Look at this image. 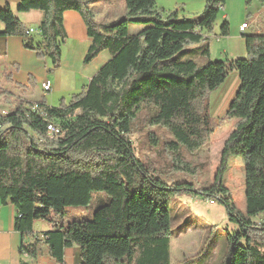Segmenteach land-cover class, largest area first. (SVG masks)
I'll use <instances>...</instances> for the list:
<instances>
[{"label":"trees","instance_id":"1","mask_svg":"<svg viewBox=\"0 0 264 264\" xmlns=\"http://www.w3.org/2000/svg\"><path fill=\"white\" fill-rule=\"evenodd\" d=\"M252 1L264 3L244 0L246 6ZM224 2L205 0L201 14L187 18L158 9L155 0H124L126 16L110 24L94 20L93 0H19L15 11L8 4L0 8V38L18 37L24 50L50 60L49 74L61 64L67 11L81 16L90 39L83 63L109 54L67 103L50 107L40 97L0 113V202L16 209L13 229L22 239L21 255L35 260L44 249L55 264H66L64 251L76 248L79 264H171L170 240L178 234L169 213L172 198L183 193L212 197L229 159L240 158L245 213H238L227 197L217 200L237 226L227 235L220 264H264V243L252 222L264 214V34L242 35L245 58L201 66L195 61L209 59L203 32L211 31ZM30 11L42 13L37 39L15 15ZM132 25L142 29L131 35ZM233 72L239 85L225 118L235 123L212 187L196 191L181 182L169 187L165 179L172 174L196 173L182 152L193 154L210 138L208 96ZM36 86L27 75L23 88ZM138 122L171 138L158 152L170 157H161L159 169L134 155L131 135ZM50 124L59 130L57 139L46 135ZM148 140L158 143L153 133ZM93 196L92 219L57 224L65 208H85ZM43 220L51 227L39 238L33 224Z\"/></svg>","mask_w":264,"mask_h":264},{"label":"rangeland","instance_id":"2","mask_svg":"<svg viewBox=\"0 0 264 264\" xmlns=\"http://www.w3.org/2000/svg\"><path fill=\"white\" fill-rule=\"evenodd\" d=\"M156 6H164L166 12L177 11L180 17L193 18L201 14L205 0H155ZM204 3L202 4V2ZM256 5H245L244 0H226L224 7L220 10L213 23L210 32H203L206 39L201 44L209 47V59H196V63L201 66L208 61L230 60L224 55V51L229 52L230 46L234 48L233 58H245L246 55L238 54L237 42L240 39L239 26L242 22L250 24L256 12ZM94 14V20L101 24L114 23L116 20L126 16L124 0H93L90 6ZM223 16H226L224 19ZM142 27L132 25L129 27L131 35L136 34ZM252 31L246 30V35ZM236 39H235V38ZM35 38L38 35L35 34ZM236 40V41H237ZM234 43V44H233ZM199 45H191L196 48ZM66 47L62 48V55H65ZM104 55H108L105 52ZM105 57V56H104ZM46 70L51 67L50 60H45ZM81 69L84 67L80 66ZM75 68V65L71 66ZM71 69L62 58V68L56 74L47 73V81L50 82V93L43 95L37 86L34 89L23 88L26 78L22 74L8 75L0 72V113H7L18 102L26 104L37 101L41 96L45 97L47 105L57 107L60 98L66 97L73 92V80L70 79ZM234 73V72H233ZM24 78V79H23ZM36 81V80H35ZM238 81V79H237ZM37 84V83H36ZM235 80L232 74L228 76L227 82L222 89L208 96L210 117L213 132L208 141L193 154L182 152V157L195 169L194 175L172 174L165 182L169 187L174 183H191L194 190L204 191L212 187L214 178L220 162L221 150L224 141L234 127V120L225 118L228 108V101L236 92ZM77 94V93H72ZM71 94V95H72ZM150 133L157 136L158 143L152 146L148 140ZM31 136L33 134L30 133ZM35 138V136H33ZM36 139V138H35ZM170 136L161 128L148 127L144 122L134 126V133L131 141L134 147V155L144 163L153 168L159 169L164 161L170 159L166 154L158 155L163 142L170 141ZM161 157L164 158L162 161ZM162 161V162H160ZM212 197L190 194H176L170 204V217L172 229L177 235H173L170 240V260L171 264H220L225 255L227 235L237 232V226L229 221L224 208L217 202L218 199L227 197L234 205L238 213H245L244 200V168L240 158H230L226 171L222 175ZM206 191V190H205ZM208 194V193H207ZM213 201V203H210ZM95 199L93 196L90 204L85 207H67L64 216L57 220L58 225H67L72 220H90L94 212ZM253 228L258 241L264 243V214L252 219ZM51 225L47 221H38L37 229H50ZM75 259L78 261V250H74ZM73 251L68 252L67 261L70 262ZM48 258L39 257L36 264H46Z\"/></svg>","mask_w":264,"mask_h":264},{"label":"crops","instance_id":"3","mask_svg":"<svg viewBox=\"0 0 264 264\" xmlns=\"http://www.w3.org/2000/svg\"><path fill=\"white\" fill-rule=\"evenodd\" d=\"M18 2L19 0H0V8H3L5 4H8L9 7L13 11H15ZM253 2L255 1H252L250 5H252ZM203 3L204 1L202 2V4ZM225 3L226 0L223 4V7ZM155 4H157V1L155 2ZM163 7L164 6H160L157 8L165 10ZM15 15L28 29H34V30H37V27L42 19V13L39 11H30L28 13L15 12ZM225 17L226 16H223L224 19H226ZM242 24H246V23L242 22L240 26ZM63 28L66 34V41L63 47L64 46L66 47L65 48L66 52L64 56L63 55L61 56L60 67L51 74H56L57 72H60L62 68V58H63L66 65H68V67H70L71 69L70 79H72L74 82L72 88L73 92L79 94L81 90L84 87H86L92 76L101 68L102 65H104L109 60V54L104 55L105 54L104 51L100 53L89 64H84L83 60L89 48L90 39L87 37L85 24L81 16L73 11L65 12L63 14ZM249 28H251L252 31L247 35L264 34V3H260L259 7L258 5H256V12L254 14V17L251 19L250 24L248 25L246 30H248ZM246 30L243 33L239 32L240 39L237 40L234 37L237 41L233 40L234 43L237 42V48L239 50L238 54L241 55L240 57H242V55H245L244 40L242 38V35H246L245 34ZM223 53L226 57L231 58L230 60L234 59L233 46H230L229 52L224 51ZM45 60H38L33 52L24 50L22 47V40L18 37H8L5 39L0 38V72H6L8 75H12L14 78L15 75L18 74H22L25 77H27V75H31L36 80L37 88H40L41 83L47 81L46 79L48 77L46 73ZM11 65H17L19 67V70L12 69ZM73 65H75V68L72 69L71 66ZM80 66H83L84 69L83 68L81 69ZM231 74L235 80V88H234L235 91V89L238 88L239 80L237 81L238 76L236 73H231ZM227 79L216 91L212 93H215L220 89H222L226 84ZM73 92L68 93L66 97H61L60 99L64 100L67 103L72 95H76V94H72ZM41 93L45 95L42 91ZM48 93H50V91ZM235 93L236 92H234L233 95H235ZM233 97L228 101V103L231 102ZM15 216H16V209L10 202H6L5 204H1L0 202V264H20L21 262L28 264H36L35 261H38L40 256L37 259L32 260L25 255H21L19 252V247L22 242V239L19 233L15 232V230L13 229V221ZM37 223L38 222H35L33 224V232L35 233L36 236H39V238H41V234L49 231L50 229L45 228L38 230ZM24 241H29V239H25ZM74 250L77 249L70 248L64 251V260L66 264H79V260L77 261L74 257L75 255L74 253H76ZM70 251H73V254L70 262H68L67 256H68V252ZM41 258H48L44 249ZM47 260L50 259L48 258ZM45 263L55 264L52 260L45 261Z\"/></svg>","mask_w":264,"mask_h":264},{"label":"built area","instance_id":"4","mask_svg":"<svg viewBox=\"0 0 264 264\" xmlns=\"http://www.w3.org/2000/svg\"><path fill=\"white\" fill-rule=\"evenodd\" d=\"M248 25L247 24H242L239 28V32L243 33L246 29H247ZM34 31L32 29L29 30V33H33ZM41 91L46 94L50 91L51 89V85L48 81H45L43 83H41L40 85ZM33 110L36 109V105H34L32 107ZM46 135L48 137V139L53 140V139H57L60 136V133H55V126L50 124V126L46 127ZM210 203H213V201H211Z\"/></svg>","mask_w":264,"mask_h":264},{"label":"bare ground","instance_id":"5","mask_svg":"<svg viewBox=\"0 0 264 264\" xmlns=\"http://www.w3.org/2000/svg\"><path fill=\"white\" fill-rule=\"evenodd\" d=\"M30 30V29H29ZM28 30V31H29ZM34 32L33 33H30V34H33V35H38L39 34V32H38V30H34V29H32ZM34 106V105H33ZM50 126V125H49ZM55 133H59V130L57 129V128H55Z\"/></svg>","mask_w":264,"mask_h":264}]
</instances>
